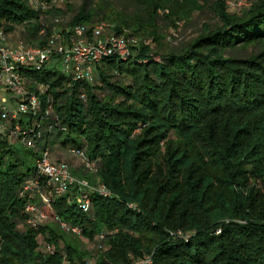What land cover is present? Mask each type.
<instances>
[{"label":"trees","instance_id":"obj_1","mask_svg":"<svg viewBox=\"0 0 264 264\" xmlns=\"http://www.w3.org/2000/svg\"><path fill=\"white\" fill-rule=\"evenodd\" d=\"M30 1L0 0V29L44 45L105 22L130 47L93 62L91 80L58 69V55L20 68L32 90L49 85L52 113L43 96L41 114L20 118L40 124L33 147L10 136L16 120L0 132V264H264V0H204L216 22L180 41L167 34L190 0ZM45 149L67 163L83 151L96 169L73 173L110 195L89 192L85 211L72 185L45 204ZM28 204L47 218L30 222Z\"/></svg>","mask_w":264,"mask_h":264},{"label":"built area","instance_id":"obj_2","mask_svg":"<svg viewBox=\"0 0 264 264\" xmlns=\"http://www.w3.org/2000/svg\"><path fill=\"white\" fill-rule=\"evenodd\" d=\"M66 1L69 0H53L52 2L59 5ZM30 3L36 8L47 9L50 7L47 2L42 0H31ZM107 26L105 23L98 24L91 39L86 35V29L82 25L74 27L67 38L54 32L44 45L27 43L23 39L9 43L7 41L8 34L0 29V132L8 134V120H16L15 126L10 128V136H15L28 147H33L35 138L40 136L38 130L40 124L32 123L28 128H23L19 123L20 118L26 115L36 117L41 114L43 96L47 104L44 115L48 116L52 113V96L48 92L49 85L41 84L32 90L27 78L20 72L21 67L33 66L40 69L44 64L55 60V56L58 55L63 72L73 75L74 79L91 80L93 62L113 51H118L123 55L129 53L130 41L124 36L102 38ZM55 118L57 117L55 116ZM76 155L88 169H96V162L88 159L83 151H77ZM37 166L39 172L47 177L49 192H41L40 195L42 201L48 206L51 205L50 195L52 193L60 195L72 185L78 186L80 193L78 202L85 211L90 207L89 192L98 190L102 195H110L104 186L95 187L87 180L76 178L72 174L69 163L55 162L48 149H45L38 158ZM25 189H31V186H26ZM26 208L33 216L30 219L33 224L47 218L45 212L33 204H28ZM62 226L79 232L77 227H69L66 223H62ZM47 250L53 251V247L48 245ZM149 260L147 257L142 262ZM62 264L70 263L64 259Z\"/></svg>","mask_w":264,"mask_h":264},{"label":"rangeland","instance_id":"obj_3","mask_svg":"<svg viewBox=\"0 0 264 264\" xmlns=\"http://www.w3.org/2000/svg\"><path fill=\"white\" fill-rule=\"evenodd\" d=\"M225 1H226V4L228 5V9L230 11H239L240 9H242L244 7H248V5H250V3L254 0H225ZM204 2H205L204 0H190V4H191L190 6L195 7L194 11L190 14L189 19L186 22L185 21L179 22L178 29L172 28L168 31L167 39H170L171 35H173V34H175L178 41L191 39L192 37H195L200 32L204 23L216 22V17L213 15V13L211 12L209 7L204 6ZM64 3L65 2H61V3H59V5H64ZM69 19H70V15H66L64 17L62 23L66 24L69 21ZM18 30L16 29V31L14 33H11V32L8 33L9 39L7 41L9 43H14L17 41V39H18L17 35H19ZM107 36H111V34H109L108 27L105 29L104 33L102 34V38L104 39ZM57 68L61 69V65L58 64ZM10 139L13 142H16L15 138H10ZM16 145L19 148L23 147L20 144H16ZM22 152H24V148H22ZM64 158H68L67 161L71 167L72 174L76 178L80 179L73 172H75V170L84 169L82 160L80 158H76V157H64ZM83 242H84V244H86V247L89 249H93L95 247V245L93 243L87 244L86 241H83ZM91 261H92V263L94 262L93 259Z\"/></svg>","mask_w":264,"mask_h":264}]
</instances>
